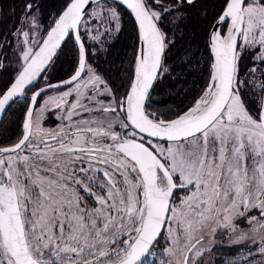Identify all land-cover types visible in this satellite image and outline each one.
<instances>
[{
	"label": "snow or ice",
	"instance_id": "obj_1",
	"mask_svg": "<svg viewBox=\"0 0 264 264\" xmlns=\"http://www.w3.org/2000/svg\"><path fill=\"white\" fill-rule=\"evenodd\" d=\"M0 264H264V0L0 3Z\"/></svg>",
	"mask_w": 264,
	"mask_h": 264
},
{
	"label": "trees",
	"instance_id": "obj_2",
	"mask_svg": "<svg viewBox=\"0 0 264 264\" xmlns=\"http://www.w3.org/2000/svg\"><path fill=\"white\" fill-rule=\"evenodd\" d=\"M13 2H16V0H0V3H8V4H11ZM131 43V40L130 39H127L125 40L123 37H122V41H121V46H122V49L124 47H127L128 45H130Z\"/></svg>",
	"mask_w": 264,
	"mask_h": 264
}]
</instances>
